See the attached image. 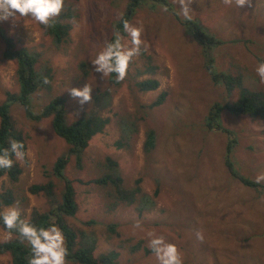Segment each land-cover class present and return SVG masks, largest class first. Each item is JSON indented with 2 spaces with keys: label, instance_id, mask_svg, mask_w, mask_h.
Wrapping results in <instances>:
<instances>
[{
  "label": "rangeland",
  "instance_id": "1",
  "mask_svg": "<svg viewBox=\"0 0 264 264\" xmlns=\"http://www.w3.org/2000/svg\"><path fill=\"white\" fill-rule=\"evenodd\" d=\"M169 1L175 13L163 11L161 2L146 0L129 21L143 29L142 46L146 57L141 54L133 57L135 62L129 64L123 83L113 87L116 91L114 103L124 102L123 111L137 120L138 129L131 134L127 150L117 148L115 142L125 135L114 121H110L102 132L89 140L80 160L70 157L65 175L76 190L78 211L75 216L67 217L68 223L75 229L95 234V256L118 251L113 264H158L148 246L147 233L150 231L176 244L184 264H264V190L256 192L230 174L225 165L226 134L209 131L204 126L210 105L236 101L239 89L229 91L223 83L213 81L204 65L201 43H197L181 21L185 19L179 14V5L174 0ZM127 2L65 0L64 5L67 3L72 12L66 19L73 23L70 29L73 42L66 45L61 41L59 47L53 46L55 49L46 35L43 36L39 23L30 16L0 21V27L16 47L25 46L38 53L36 67L48 61L54 66L68 67L66 74L72 77L82 62L89 63L92 67L89 79L83 82L64 80L70 89L88 84L93 92L106 77L101 78V74L95 72L91 60L114 34L108 22L121 15ZM190 7L191 20L223 41L207 51L216 69L240 75L244 87L250 91L264 92V83L254 71L257 63L264 60V0H252V7L244 8L234 4L227 6L223 0H193ZM66 13L62 11L60 17L64 18ZM122 37L130 46L128 33ZM4 42L0 35V103L5 101L7 91L19 89L16 62L3 57ZM149 49L157 57L155 67L137 79L156 77L159 85L154 90L140 92L134 84V74L137 66L151 67L147 58ZM259 57L262 60L259 61ZM162 92L165 93L161 102L152 105ZM67 94L71 95L70 90ZM41 96L42 91L33 97L36 108L40 107L36 100ZM88 105L81 107L78 99L72 98L69 116L78 117ZM9 113L28 136V161L19 163L29 170V181L34 178H40L42 183L52 180V191L59 198L64 183L57 179L51 167L68 145L53 132L50 118L38 122L27 120L19 104L10 105ZM220 121L235 133L236 145L231 157L238 171L253 179L264 173V119L222 110ZM147 129L155 131L150 157L145 155L143 146ZM104 155L117 160L127 189L134 187L136 180L148 194L158 187L154 207L139 213L135 203L120 202L108 214L98 210L101 205L98 191L103 190L91 180L101 173L99 166L96 170L95 159L100 160ZM45 167L51 169L47 177L43 175ZM27 180L22 179L20 183L25 188ZM12 186L8 176L0 177V190ZM25 195L27 204L23 212L26 215L32 208L41 211L56 203L50 204L44 197L42 201L32 193ZM90 219H95L96 223H85ZM137 222L140 228L135 227ZM108 223L116 224L117 233L107 230ZM198 230L204 235L203 242L196 238ZM6 234L7 231L0 227V241L5 240ZM139 241L142 247L131 251L129 244ZM0 264H11V256L0 255Z\"/></svg>",
  "mask_w": 264,
  "mask_h": 264
},
{
  "label": "trees",
  "instance_id": "2",
  "mask_svg": "<svg viewBox=\"0 0 264 264\" xmlns=\"http://www.w3.org/2000/svg\"><path fill=\"white\" fill-rule=\"evenodd\" d=\"M146 0H128L121 15L114 21H107L112 29L113 35L109 38L108 42L115 39V33L119 32L122 36L127 33L124 31L123 22L130 21L136 10ZM153 2H161L162 5L167 6L168 10L172 13V5L169 0H150ZM63 11L67 12L64 18L60 15L55 18L50 26L46 27L41 25L43 36L46 35L48 42L52 43V48L59 47L61 41L66 45L71 42L70 29L73 25L71 21L66 19L72 15L70 6L66 3ZM22 19V17L20 18ZM197 43H201V51L205 56L204 65L210 71L212 79L216 84L220 82L224 84L227 90L238 88L240 96L236 101L231 103L214 102L210 105L207 115L204 118V126L209 131H221L227 136V143L225 146V165L230 174L237 178L243 185L253 189L256 192L264 190V183H256L255 179L245 176L240 173L233 164L231 152L236 145V136L233 130L224 127L220 121V113L222 110H227L234 114H248L251 117H259L264 119V92L263 91H250L244 87L243 80L240 75H231L229 73H222L217 70L214 64V59L209 57L208 52L211 46H216L223 41L217 36L207 33L202 26L198 25L192 20H182ZM0 27V35L4 39L5 47L3 57L5 59L14 60L16 62L15 75L16 82L19 83L17 92L7 91L5 93V101L0 103V152L5 148L10 147V141L16 140L24 144L25 158L27 163V139L22 128H19L9 113V107L12 104H19L24 108L25 117L27 120L32 119L35 122L41 119H51V126L53 132L62 139L67 145L68 149L62 153L54 161L51 169L57 175V179L63 182L61 188V196L56 198L53 192V181L42 183L40 178H34L29 181V170L26 166H22L20 161L16 160L15 156L10 153L13 159V166L10 169H0V177L3 175L8 176L9 182L13 185L0 190V211L3 207L18 206L21 209V218L29 221L31 224L39 227H48L55 223L63 232L66 246L68 249L67 261L73 264H113L116 260L118 253L116 250H111L107 253H100L99 256L94 255L96 248V236L91 232H86L83 229L74 228L68 223L67 217L75 216L78 211V204L76 200V190L72 181L65 175L66 167L69 163L71 156H75L80 160L83 150L87 147L89 140L97 133L102 132L110 121H114L125 135L123 139L115 142L117 148L128 149L129 139L133 132L138 129L137 120L130 115L126 116L123 111L124 102L121 100L119 104L114 103L116 91L113 87L121 86L123 81L116 82L115 73L106 77L105 82L95 91L92 92V99L85 109L78 117L72 119L69 116L70 101L72 96L68 95L70 85L65 80L83 82L85 79L90 78L92 67L85 61L81 63V68L71 76H67L69 68L54 66L48 61L45 65L35 66L38 62V53L32 51L25 46L16 47L11 39L4 35ZM207 33L208 36L205 34ZM149 40V39H148ZM150 41V40H149ZM124 43V41H122ZM151 42V41H150ZM42 44L47 48V44L42 41ZM125 44V43H124ZM143 45V44H142ZM141 45V55L146 57V51ZM54 46V47H53ZM81 48L80 45H78ZM55 49V48H54ZM150 55V56H149ZM149 55L152 65L150 68H140L137 66L136 73L134 74L135 85L140 92H147L154 90L159 85V80L156 77H144L137 79L138 76H143L146 72L155 67L156 56L153 51L149 49ZM213 60V66H212ZM262 60L259 57V61ZM134 60L130 62L134 64ZM44 78H47L49 83L45 84ZM65 79V80H64ZM109 86V87H108ZM110 89L112 91H110ZM42 91L41 99L36 100L40 104L36 108L33 97L36 93ZM165 92L151 102L152 105L159 104ZM127 109V108H126ZM133 114L136 111H132ZM155 131L147 129L145 132V140L143 143L145 155L150 157L151 151L155 144ZM77 159V163L80 162ZM96 170L98 166L101 169L99 177L91 180L99 188L105 192L98 191L100 195L101 205L98 208L100 212L108 214L120 202L133 204L135 203L138 212L144 209H151L155 205V199L158 196V187H155L151 194L142 191L139 186V181L136 180V185L131 188H126L124 185L123 173L119 168L117 160L111 155H104L100 160L95 159ZM50 169V171H51ZM43 175L47 177L50 171L47 167L43 170ZM103 172V173H102ZM28 176V177H27ZM22 179L29 181L28 187L25 188ZM90 182V181H89ZM103 185V186H102ZM26 190V192H25ZM32 193L43 201V197L48 203L52 204L49 209H31L29 215L24 214L25 205L27 204V197L25 193ZM148 206V207H147ZM85 223H96L95 219H90ZM116 224L108 223L107 230L116 232ZM0 227L7 231L0 219ZM127 242V240H126ZM142 247L141 241L135 244H129V249L135 251ZM145 250L148 251L147 248ZM151 250V249H150ZM9 254L11 256V264H29V259L32 255L31 248L26 241L21 240L16 230H12L11 239L0 241V255Z\"/></svg>",
  "mask_w": 264,
  "mask_h": 264
},
{
  "label": "clouds",
  "instance_id": "3",
  "mask_svg": "<svg viewBox=\"0 0 264 264\" xmlns=\"http://www.w3.org/2000/svg\"><path fill=\"white\" fill-rule=\"evenodd\" d=\"M193 0H174L179 5V14L185 20H191ZM65 0H0V21L16 20L17 17H32L36 22L46 27L54 22L55 18L63 11ZM227 6L238 8L252 7V0H223ZM162 10L167 12V6ZM124 31L131 38L130 46L124 44L123 37L119 32L115 33V39L108 42L91 60V64L96 73L101 74V78L115 73L116 82H121L126 78L127 70L133 57L141 53L143 29L123 22ZM260 82L264 83V60L257 63L254 69ZM49 83L47 78L43 81ZM70 94L77 98L81 107L90 103L92 99V88L85 84L83 87H72ZM24 144L12 140L10 147L0 152V169H10L13 166V154L18 161L25 158ZM256 183L264 182V173H260L255 178ZM253 190V189H252ZM0 219L3 220L5 228L8 230L4 239H11L12 230H16L21 240L26 241L31 248L29 264H68V249L63 232L55 224L48 227H39L21 218V209L17 205L9 206L0 211ZM135 227L140 228L139 222ZM148 246L153 251L158 264H184L183 257L178 247L174 243L165 241L164 236L156 235L155 232H148ZM197 240L203 242L204 235L201 231L196 232Z\"/></svg>",
  "mask_w": 264,
  "mask_h": 264
}]
</instances>
